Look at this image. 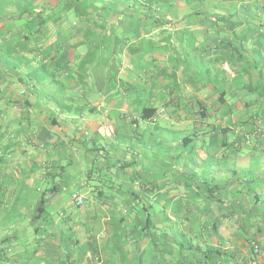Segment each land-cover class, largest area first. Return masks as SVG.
<instances>
[{
  "label": "crops",
  "instance_id": "1",
  "mask_svg": "<svg viewBox=\"0 0 264 264\" xmlns=\"http://www.w3.org/2000/svg\"><path fill=\"white\" fill-rule=\"evenodd\" d=\"M252 244L264 262V0H0V264Z\"/></svg>",
  "mask_w": 264,
  "mask_h": 264
},
{
  "label": "built area",
  "instance_id": "2",
  "mask_svg": "<svg viewBox=\"0 0 264 264\" xmlns=\"http://www.w3.org/2000/svg\"><path fill=\"white\" fill-rule=\"evenodd\" d=\"M72 200L75 206L79 207L82 206L85 203V198L80 194H74L72 196ZM256 256L253 260H249L247 264H264V262L261 263V260H259L260 257V251L259 249L255 250Z\"/></svg>",
  "mask_w": 264,
  "mask_h": 264
},
{
  "label": "trees",
  "instance_id": "3",
  "mask_svg": "<svg viewBox=\"0 0 264 264\" xmlns=\"http://www.w3.org/2000/svg\"><path fill=\"white\" fill-rule=\"evenodd\" d=\"M151 112V114H155V111H150ZM152 121H153V123L154 122H156L157 121V119L156 118H153L152 119ZM73 201V200H72ZM44 203V202H43ZM80 207V206H79ZM41 208H42V206H41ZM249 242V241H248ZM255 250H257V248L254 246V244H252V246H251V249H250V252H251V254L253 255V258L251 259V260H253L254 258H255V256H256V251ZM213 255H222V253L221 252H219L218 250H216V251H213L212 253H211V257H210V259H212V257H213ZM210 264H213L212 262H210Z\"/></svg>",
  "mask_w": 264,
  "mask_h": 264
},
{
  "label": "rangeland",
  "instance_id": "4",
  "mask_svg": "<svg viewBox=\"0 0 264 264\" xmlns=\"http://www.w3.org/2000/svg\"><path fill=\"white\" fill-rule=\"evenodd\" d=\"M17 46H18L19 48L22 49V48L24 47V43H23V42H18V43H17ZM66 208H67V207H66Z\"/></svg>",
  "mask_w": 264,
  "mask_h": 264
}]
</instances>
